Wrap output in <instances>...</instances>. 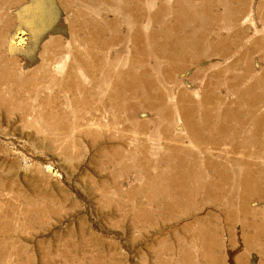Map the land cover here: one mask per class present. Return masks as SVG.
Listing matches in <instances>:
<instances>
[{
  "label": "rangeland",
  "instance_id": "374dc122",
  "mask_svg": "<svg viewBox=\"0 0 264 264\" xmlns=\"http://www.w3.org/2000/svg\"><path fill=\"white\" fill-rule=\"evenodd\" d=\"M0 264H264V0H0Z\"/></svg>",
  "mask_w": 264,
  "mask_h": 264
},
{
  "label": "water",
  "instance_id": "95a60500",
  "mask_svg": "<svg viewBox=\"0 0 264 264\" xmlns=\"http://www.w3.org/2000/svg\"><path fill=\"white\" fill-rule=\"evenodd\" d=\"M49 171L56 172V170L53 167H49Z\"/></svg>",
  "mask_w": 264,
  "mask_h": 264
},
{
  "label": "bare ground",
  "instance_id": "6f19581e",
  "mask_svg": "<svg viewBox=\"0 0 264 264\" xmlns=\"http://www.w3.org/2000/svg\"><path fill=\"white\" fill-rule=\"evenodd\" d=\"M247 142V141H246Z\"/></svg>",
  "mask_w": 264,
  "mask_h": 264
}]
</instances>
